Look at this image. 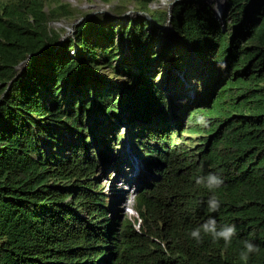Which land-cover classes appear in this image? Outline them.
Here are the masks:
<instances>
[{
    "label": "trees",
    "instance_id": "16d2710c",
    "mask_svg": "<svg viewBox=\"0 0 264 264\" xmlns=\"http://www.w3.org/2000/svg\"><path fill=\"white\" fill-rule=\"evenodd\" d=\"M120 1L154 23L142 15L101 25L102 46L93 19L65 40L51 27L74 16L68 2L0 0V264H264V0H228L227 28L208 3L175 0L179 44L204 60L179 81V103L154 71L170 56L154 49L168 11L152 9L155 0ZM117 31L130 57L118 54ZM101 69L125 80L96 86ZM123 123L153 176L135 197L137 216L121 218L110 215L95 176L123 139ZM63 131L76 141L65 144ZM208 171L223 175L219 188L195 183ZM212 192L216 213L204 204ZM209 215L236 225L231 242L189 235ZM244 240L258 246L247 260Z\"/></svg>",
    "mask_w": 264,
    "mask_h": 264
},
{
    "label": "rangeland",
    "instance_id": "374dc122",
    "mask_svg": "<svg viewBox=\"0 0 264 264\" xmlns=\"http://www.w3.org/2000/svg\"><path fill=\"white\" fill-rule=\"evenodd\" d=\"M63 2H68L74 9V16L68 19H63L61 21H54L51 23V27L63 32L62 40L67 37L74 35L76 31V26L82 22L84 18L93 19L96 23L95 29L97 30L95 38L97 41L101 42L102 46L107 45V41L100 40L99 27L101 25L113 24L118 27L119 25H127L131 19L138 16L147 17L152 23V18L149 14L141 12L137 5L132 2H121L120 0H113L111 2H105L104 0H62ZM212 6V9L217 13L218 20L224 28H227V24L224 14L221 15V11L225 9L228 10V0H202ZM175 0H155L150 6L152 9H162L167 10L169 19L163 25H159L160 29L163 30L164 35L158 39L157 43L154 45V49L163 48L170 52V56H162L161 61L157 62L154 71L156 73V82L160 85L162 90L171 94L175 97V101L179 103L181 101V92L179 88H182L179 81L184 80L186 72L189 70L188 66L191 68L199 69L198 67L203 66V57L196 55V53L191 50L187 44L180 45L182 43L177 33L174 32L173 26L171 25V12ZM49 8L47 5L46 9ZM221 15V16H220ZM155 25V24H154ZM157 33V31H155ZM98 33V34H97ZM119 47L118 54L120 57H130L129 56V45L125 40H122L120 31L116 34V44ZM163 50V51H164ZM75 52L79 55V49L75 48L71 51V55L74 56ZM164 53V52H161ZM178 59L179 62L176 61ZM206 61V58H205ZM117 61H114L116 64ZM208 64V61L205 62ZM181 64V65H180ZM26 64L20 66V69H24ZM125 78H120L114 75L110 69L97 70L93 76V83L98 86L103 82H111L112 84H117L120 81H124ZM185 86L189 84L193 85L192 81H185ZM198 86L201 87L202 83L197 82ZM188 86L190 89L192 86ZM191 98L195 96V91H186ZM199 95H203V91H199ZM47 101V98H44ZM200 98L196 100L199 102ZM183 120L185 117L184 113H180ZM86 123L89 127H92L94 132L98 124L92 114L86 119ZM107 126L105 124L101 125L102 130L106 133ZM129 128L126 124H122L120 127V132L124 134L123 139L114 145V151H110V161L108 163H100L98 170L101 169L100 173H97L95 178L100 185V190L106 195L110 207V215L119 214L121 218L124 215L129 217L137 216L134 210L135 197L141 187L145 182L150 181L153 176L151 172L144 168L143 162L130 146L129 142ZM101 131V130H100ZM63 137L64 143H72L75 137L67 132L63 131L61 135ZM113 142V140H112ZM44 147H47L44 144ZM63 153L68 155L69 150L66 148ZM141 156V155H140ZM142 157V156H141ZM134 164H138L140 167L139 173L135 172ZM100 167V168H99ZM148 171V172H147Z\"/></svg>",
    "mask_w": 264,
    "mask_h": 264
},
{
    "label": "clouds",
    "instance_id": "9594fccd",
    "mask_svg": "<svg viewBox=\"0 0 264 264\" xmlns=\"http://www.w3.org/2000/svg\"><path fill=\"white\" fill-rule=\"evenodd\" d=\"M206 123V121H201ZM224 182V177L217 171H208L195 178L196 184H203L209 190L219 188ZM209 213H216L221 208V201L217 198L215 192L207 198L204 202ZM238 229L235 224L218 225L216 216L209 215L200 224L193 227L189 235L199 242L202 238V233L207 234L214 241L222 240L226 244L231 242L237 235ZM257 244L253 240H244L240 250L241 260H247L248 256L257 251Z\"/></svg>",
    "mask_w": 264,
    "mask_h": 264
},
{
    "label": "bare ground",
    "instance_id": "6f19581e",
    "mask_svg": "<svg viewBox=\"0 0 264 264\" xmlns=\"http://www.w3.org/2000/svg\"><path fill=\"white\" fill-rule=\"evenodd\" d=\"M134 170L135 172L139 173V171L141 170L140 167L138 166V164H134Z\"/></svg>",
    "mask_w": 264,
    "mask_h": 264
},
{
    "label": "built area",
    "instance_id": "2783aa9c",
    "mask_svg": "<svg viewBox=\"0 0 264 264\" xmlns=\"http://www.w3.org/2000/svg\"><path fill=\"white\" fill-rule=\"evenodd\" d=\"M224 11H226V9L224 10ZM224 11H221V15H223L224 14ZM218 14L216 13V16H217ZM220 15V16H221ZM218 17V16H217ZM193 83V82H192ZM183 84H186V83H183ZM187 84H188V81H187ZM191 84H189L188 86H190ZM192 87H193V85H191Z\"/></svg>",
    "mask_w": 264,
    "mask_h": 264
}]
</instances>
